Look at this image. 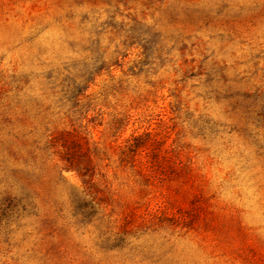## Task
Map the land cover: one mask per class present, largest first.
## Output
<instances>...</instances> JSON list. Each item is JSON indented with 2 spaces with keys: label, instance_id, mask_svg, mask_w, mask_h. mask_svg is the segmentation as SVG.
<instances>
[{
  "label": "rangeland",
  "instance_id": "374dc122",
  "mask_svg": "<svg viewBox=\"0 0 264 264\" xmlns=\"http://www.w3.org/2000/svg\"><path fill=\"white\" fill-rule=\"evenodd\" d=\"M111 19L157 34L151 58ZM97 55L74 107L67 68ZM146 133L148 174L121 160ZM0 264H264V0H0Z\"/></svg>",
  "mask_w": 264,
  "mask_h": 264
},
{
  "label": "trees",
  "instance_id": "16d2710c",
  "mask_svg": "<svg viewBox=\"0 0 264 264\" xmlns=\"http://www.w3.org/2000/svg\"><path fill=\"white\" fill-rule=\"evenodd\" d=\"M107 24L113 26L114 29H117L119 32L125 31L124 38L119 44H116L118 53H121V50H119L120 44L125 47L140 45L143 48L141 54L144 59L143 61L151 58L157 44V34H153L150 29H143L140 26L141 23L137 20H134L128 25V23L117 24L111 19ZM99 34H101L100 31L97 32V36L95 37V40H93L96 49H100L101 46ZM113 64L114 63L111 61L104 59L102 55H97L92 62L86 63V66H83L77 70V72H75L77 69L75 64L70 65L67 68L70 74L71 83L74 85L69 97L74 107H76L78 103V97L87 91L93 78L104 69H109ZM127 124L128 120L124 125ZM126 140L127 142L121 154L122 161L126 162L131 159L133 165H140V171L147 174L154 166L161 170L165 167L167 158L162 157L159 159L154 155L153 148H157V144L150 138L148 133L132 134L131 138ZM50 144L54 147H61V156L67 167H72L74 170H77L84 178H91L94 175L95 164L92 158V147L87 136L73 130L64 129L51 135ZM141 150H144L147 153L148 160L146 161V164L136 159V156Z\"/></svg>",
  "mask_w": 264,
  "mask_h": 264
}]
</instances>
